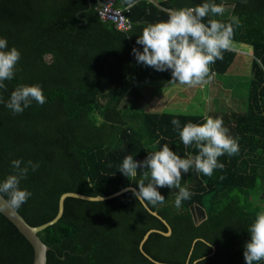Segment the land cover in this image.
I'll return each mask as SVG.
<instances>
[{"label": "trees", "instance_id": "1", "mask_svg": "<svg viewBox=\"0 0 264 264\" xmlns=\"http://www.w3.org/2000/svg\"><path fill=\"white\" fill-rule=\"evenodd\" d=\"M98 1L0 0V38L21 53L0 97L6 102L17 87L35 84L46 97L22 114L0 103V182L13 173L14 159L39 165L21 181L31 196L17 208L32 225L52 220L65 192L96 196L130 185L138 189L147 169L139 168L135 181L124 176L119 167L128 155L143 161L164 144L182 158L198 154L195 145H183L171 121L182 128L203 124L204 115L146 110L140 102L147 85L171 81V70L137 63L132 50L143 51L136 41L146 26L204 0H115L116 7L131 5L124 10L132 23L126 31L99 16ZM214 2L233 5L223 17L204 22L238 17L233 41L251 46L254 57L247 111L208 113L223 120L238 153L219 157L224 168L210 177L182 171L181 186L192 195L179 208L175 188H158L163 204L147 203L172 228L170 235L150 233L143 245L161 263L140 244L150 229L169 227L127 190L102 201L67 197L61 218L39 233L51 247L47 264H246L248 227L264 211L263 192L255 201L248 197L258 187L264 191V0ZM235 57L232 49L223 52L210 66L211 77L226 73ZM34 255L31 242L0 212V264H33Z\"/></svg>", "mask_w": 264, "mask_h": 264}, {"label": "clouds", "instance_id": "2", "mask_svg": "<svg viewBox=\"0 0 264 264\" xmlns=\"http://www.w3.org/2000/svg\"><path fill=\"white\" fill-rule=\"evenodd\" d=\"M229 6L225 2L204 0L194 7L175 10L167 20L149 24L136 43L143 51L133 48L137 63L152 67L157 71L171 70V81L181 85L197 86L211 80V65L223 59V52L233 48L235 27L241 21L230 16L225 22L220 19H208L209 16L223 17ZM21 53L15 47L8 50L6 38H0V89L6 88L4 81L13 79ZM35 101L43 105L46 97L40 85H21L13 90L5 102L0 103L14 114H22ZM171 124L180 129V139L185 147L195 145L198 154L182 158L167 144L157 151H150L143 161H136L132 155L126 156L119 167L121 173L135 181L139 168L147 169L144 179L138 183V189H131L140 202L153 206L163 204L164 195L158 188L178 189L175 206L179 208L183 200L192 193L181 186L182 171L188 173L194 169L205 176H212L214 170L223 169L224 164L218 158L227 154L232 156L239 151L238 141L228 134L221 118H206L203 124L187 123L182 128L180 121L173 119ZM13 173L0 182V194L7 197L6 203L19 208L27 202L31 192L22 189L20 183L26 179L29 170L35 171L39 165L31 160L26 163L20 159L11 161ZM145 180L148 182L145 183ZM251 239L245 244L246 264H258L264 261V211L256 215L249 225Z\"/></svg>", "mask_w": 264, "mask_h": 264}, {"label": "rangeland", "instance_id": "3", "mask_svg": "<svg viewBox=\"0 0 264 264\" xmlns=\"http://www.w3.org/2000/svg\"><path fill=\"white\" fill-rule=\"evenodd\" d=\"M232 50L236 57L226 73H216L210 81L194 87L172 81H153L147 85L150 90H145L146 96L140 104L146 110L201 114L205 120L210 112L247 111L254 59L252 48L233 41ZM261 192L264 193L258 187L247 196L255 201Z\"/></svg>", "mask_w": 264, "mask_h": 264}, {"label": "water", "instance_id": "4", "mask_svg": "<svg viewBox=\"0 0 264 264\" xmlns=\"http://www.w3.org/2000/svg\"><path fill=\"white\" fill-rule=\"evenodd\" d=\"M106 2L107 1L99 0L96 4V9L99 10ZM90 7H92V6H90ZM115 26L117 27L116 23H115ZM133 188H136V187H134L133 185H130V186H126V187L122 188L121 190L116 191V192L109 194V195H96V196L78 193V192H74V191L65 192L60 197L59 209H58L57 215L52 220L45 222L41 225H32L31 223H29L26 220V218L17 210V208H12L11 206H9L6 203L7 198L4 197L3 194H0V212L3 213L33 245V248L35 251L33 264H47V262H48V251L51 249V247L42 240L39 233L41 231H43L49 225L57 222L61 218V216L64 213L65 200L67 197L71 196V197H77L80 199L91 200V201H100V200L102 201V200H108V199H111L113 197H116V196L124 193L125 191L131 190ZM143 203L145 206L148 207L146 202H143ZM150 211L154 215L161 218L165 222V224H167V226L169 227V231L164 232V231L159 230V229H150L145 234V236L143 237V240L141 241V244H140V249L150 259L154 260L157 263H161V262L153 259L148 253H146L144 248H143V245H144V242L148 239L150 233L156 231V232H161L165 235H170L172 233V228L169 225V223L164 218H162L161 215L158 214V212L153 211L151 209H150ZM170 264H173V263H170Z\"/></svg>", "mask_w": 264, "mask_h": 264}, {"label": "built area", "instance_id": "5", "mask_svg": "<svg viewBox=\"0 0 264 264\" xmlns=\"http://www.w3.org/2000/svg\"><path fill=\"white\" fill-rule=\"evenodd\" d=\"M130 4L125 8L116 7L115 0H108L99 10V16L103 20H111L117 24L120 30H129L132 27L130 19L125 15L124 10L130 8Z\"/></svg>", "mask_w": 264, "mask_h": 264}, {"label": "flooded vegetation", "instance_id": "6", "mask_svg": "<svg viewBox=\"0 0 264 264\" xmlns=\"http://www.w3.org/2000/svg\"><path fill=\"white\" fill-rule=\"evenodd\" d=\"M227 5H229V6H230V5H233V4H232V3H227Z\"/></svg>", "mask_w": 264, "mask_h": 264}, {"label": "crops", "instance_id": "7", "mask_svg": "<svg viewBox=\"0 0 264 264\" xmlns=\"http://www.w3.org/2000/svg\"><path fill=\"white\" fill-rule=\"evenodd\" d=\"M213 75H214V74H213ZM213 75H212V76H213Z\"/></svg>", "mask_w": 264, "mask_h": 264}]
</instances>
